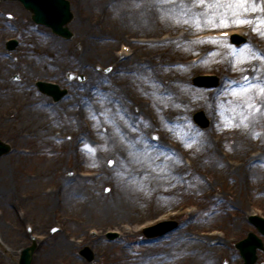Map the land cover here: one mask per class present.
I'll list each match as a JSON object with an SVG mask.
<instances>
[{"label": "rangeland", "instance_id": "1", "mask_svg": "<svg viewBox=\"0 0 264 264\" xmlns=\"http://www.w3.org/2000/svg\"><path fill=\"white\" fill-rule=\"evenodd\" d=\"M69 2L73 35L65 39L35 24L20 2L0 0V51L8 65L1 79L7 80L14 93L0 102V139L12 147L0 157V198L14 204L0 222L4 264H17L20 250L31 243L33 235L40 238L31 264H186L192 256L205 255L210 256L205 264H241L234 244L249 231L259 234L247 219L250 214L264 216V94L259 87H249L264 86V59L258 58L264 57V0L244 4L236 0ZM226 2L238 8L221 11ZM234 27H240L246 37L239 46L228 39L199 37ZM10 37L19 40L14 50L5 48ZM122 45L131 52L119 53ZM106 66L111 67L107 73L100 69ZM182 70L188 71L186 80L179 78ZM68 71L87 78L69 81ZM205 73L217 75L219 84L211 88L194 85L192 78ZM36 80L66 86L68 98L53 102L37 91ZM98 87L116 96L109 120L115 119L118 132L143 152L135 162L155 164L151 175L157 167L167 166V161L182 173L185 182L173 191L167 186L172 194L144 199L134 195L125 204H113L119 193L117 177L123 173L118 156L122 144L116 140L114 150H103L112 127L103 125L97 108L93 113L98 130L89 138L83 120L93 125L92 121L66 112L79 94H95ZM17 88L25 90L21 96L28 101L38 102L39 116L21 119L25 123H19L11 105L17 102ZM221 105L228 109L222 111ZM54 108L52 117L48 112ZM198 110L210 119L206 128L193 122ZM242 115L248 117L247 128ZM41 126L50 132H40ZM31 128L39 130V135L21 140L27 133L21 136L18 130ZM86 144L90 147L85 148ZM89 152L94 161L86 160ZM58 184L62 191L52 205L57 209L50 213L51 203L46 205L48 198L43 196ZM171 218L179 224L174 231L153 239L141 233L142 225ZM6 222L10 227H4ZM53 226L57 231L51 233ZM108 230L119 233L109 238ZM181 239L182 248H189L186 255L174 252ZM58 242L70 247L57 252ZM84 246L92 249L91 261L79 254ZM262 261L264 252L258 250L256 264Z\"/></svg>", "mask_w": 264, "mask_h": 264}, {"label": "bare ground", "instance_id": "2", "mask_svg": "<svg viewBox=\"0 0 264 264\" xmlns=\"http://www.w3.org/2000/svg\"><path fill=\"white\" fill-rule=\"evenodd\" d=\"M234 3V2H233ZM233 3H229L227 4V2L224 4V8H221V11H228V10H233L234 8H238V6L236 4ZM218 10V9H217ZM238 10V9H237ZM209 11H216V10H209ZM220 11V10H219ZM234 15L237 13H233ZM223 31H225L224 29H222ZM221 30V31H222ZM231 32H233L231 30ZM230 32V33H231ZM210 40H215V41H224L226 40V38H217V39H206V41H210ZM204 41V42H206ZM36 48H34L35 50ZM131 48L129 49V51L127 52H122V54L127 55L128 53H130ZM43 52V51H42ZM214 53L216 54H220L218 52V50H216ZM224 53V51H223ZM260 56L258 57L259 59H262ZM45 60V59H44ZM27 64V61H26ZM29 64H33L32 61L29 62ZM41 65H44L42 62L40 63ZM36 65V64H35ZM34 65V66H35ZM8 65H6V62L3 60V55L0 51V81H6L5 84L4 83H0V102L5 100L7 101L10 96V98L14 95V93L12 94L10 91V88L8 86L9 83H7L6 79H1V73L3 74V70H5L7 68ZM181 68V67H180ZM24 69V67H23ZM30 69L26 67V70L24 71V73L28 74V71ZM188 71L186 70H182L179 73V78L180 79H187V73ZM183 73V74H181ZM188 86L186 85L185 88H187ZM29 87H25V89L28 90ZM17 91H19L20 93H18V95L14 96L17 97V102L11 104L13 107V112L19 117V123H25V121L20 122L21 119H27L33 115L35 116H39V112H38V102H35L34 100L30 99V101H28V99L25 97V95L21 96L22 94H24L25 90L21 89L19 90V88L16 89ZM184 89L180 90L183 91ZM106 93V90L102 87H98L97 91L95 92V94H90L88 93V95H78V98H75V100H73V102H71L74 107L71 108V110L66 111V109L64 111L67 112L68 115H73V116H77L80 115L82 117L87 116L88 119H90L92 121L91 125L87 120L85 121V119L83 120V123L86 125V131L84 130L85 135L87 136V138H89L94 132H96L98 129L95 128V124H96V115L93 113V111L96 109L98 111H101V113L103 114V125L106 124H110L111 125V130L109 128L110 133L107 135V139L104 138L106 141V144L104 145L103 150H114L113 148L115 147V143L116 140H118L119 143H121L122 145L120 146V153L118 152L119 149H116V152H118V156L121 165V169L123 171L122 175H119L117 177V186H118V192L117 193V197H116V201L113 203L114 205L116 204H125L129 198H132L134 195L141 197L142 199H144L145 197H153V196H158V195H166V194H172L173 190H175V188H177V186L181 185V183L185 182V178L181 177L182 173H179L178 171L175 172L171 166L170 161L168 162V165H162V167H157L155 170L156 173L154 174H149L150 170L154 171V168L152 167V164L150 165L149 163H145L144 161H140L139 160V164L135 162V157H139L140 155H142L143 152L139 151V146L138 144L136 145L135 143H128L129 141V137L128 140L125 137L124 134L119 133L118 131H120L119 129H117V127H115V119L114 120H109V108H111V106L113 105L114 101H116V96L113 98V95H109L108 93ZM192 94V93H191ZM71 97V96H69ZM77 97V96H76ZM68 98V97H66ZM248 99V101H253L252 98L250 97H246ZM70 99V98H69ZM228 101L227 99H224L223 102ZM250 103V102H248ZM92 104L94 105L93 108ZM221 109L222 111L227 110L228 108L224 105H221ZM33 112L34 114H29V112ZM56 111V109H50L48 112V115L50 116H54L53 113ZM245 111H247V113H249V111H251L250 108H245ZM65 113V112H63ZM77 114V115H76ZM42 115V112H41ZM52 116V117H53ZM250 116V114L248 115ZM111 119H113V116L111 117ZM82 124V123H81ZM24 125V124H23ZM183 125V124H182ZM21 127V125H20ZM182 127V126H181ZM183 128V127H182ZM33 131H30L29 129L27 130V132H24V130H18V133L23 136L24 134L27 133V136L24 138H21V140L23 141H28V139H30L33 136H37L39 135V130L40 132L46 133L47 131L50 132V129H46V130H42V126L39 130L37 129H32ZM40 140H43V138H39ZM39 140V144L42 145H46L47 143L40 141ZM115 141V142H114ZM173 155V153H172ZM86 160L87 161H94V155L92 152L86 153L85 155ZM144 162V163H143ZM147 164V165H145ZM147 166V167H146ZM162 170V171H159ZM148 172V173H147ZM251 175V174H250ZM249 175V176H250ZM64 184L62 183V187ZM67 185H68V181H67ZM167 186H171L173 187V189H171L172 191H169V189L167 188ZM62 187L57 186V188H53L49 194L44 195V198H48L47 199V204L51 203V207H47L50 211V213L54 210L57 209V207H52L53 203L59 201L58 197L59 194L62 191ZM77 191H80V188H76ZM71 191V190H70ZM47 192V191H46ZM55 192V193H53ZM63 193V192H62ZM69 193V191H68ZM72 193H75V189L72 191ZM1 194V192H0ZM69 195V194H68ZM57 199V200H56ZM28 203V202H27ZM0 204L2 209L0 210V222L2 220V216H4V212L7 213L8 211V207H11V209H14V204L10 201V200H6L5 198H0ZM109 205V204H107ZM119 206V205H116ZM45 208V207H44ZM40 209L43 210L42 207H40ZM23 220H25V218H22ZM7 224V225H6ZM6 224H4L5 228L10 227L9 224L6 222ZM1 227V225H0ZM186 239V238H185ZM178 240L175 245H174V252L176 254H180V255H184L185 252L189 253V248H182L183 244L182 241ZM0 241H3L2 238H0ZM70 246L68 245V243L65 244H60L59 242L57 243V245L55 246V250L57 252H61L62 250L64 251V248L67 249ZM186 255V254H185ZM210 256L209 255H205L203 256V258H193V256L191 257V259L186 262V264H205L208 262ZM0 264H4V259L2 256H0Z\"/></svg>", "mask_w": 264, "mask_h": 264}, {"label": "water", "instance_id": "3", "mask_svg": "<svg viewBox=\"0 0 264 264\" xmlns=\"http://www.w3.org/2000/svg\"><path fill=\"white\" fill-rule=\"evenodd\" d=\"M23 5L32 12V19L35 22L44 23L52 28V30L64 37H70L72 33L65 26L72 15L69 8V2L67 0H20ZM243 40L241 36L235 35L232 37V42L240 43ZM197 85L214 86L217 84V78L215 76H197L193 79ZM56 88V87H54ZM48 88V91L57 93L56 89ZM59 96H56L58 98ZM194 120L202 127L207 126L208 122L203 111H198L194 114ZM8 147L0 143V154L6 152ZM261 232L264 234V221L261 218H252ZM176 226L175 222L160 223L155 227L149 228L146 231L147 236H154L171 230ZM244 258L243 264H254L257 259L256 250L261 248L264 250L262 241L254 234L250 233L248 238L239 242L236 245ZM36 247L34 242L31 246L25 248L21 254L19 264H30L32 253ZM86 255L88 260H91L93 255L86 248L82 252Z\"/></svg>", "mask_w": 264, "mask_h": 264}, {"label": "snow or ice", "instance_id": "4", "mask_svg": "<svg viewBox=\"0 0 264 264\" xmlns=\"http://www.w3.org/2000/svg\"><path fill=\"white\" fill-rule=\"evenodd\" d=\"M200 2L203 3L204 0H200ZM236 3H238V4H244V3H247V0H236ZM136 6L139 7L140 5H136ZM209 7H213V5L209 4ZM208 19L211 21L212 17L209 16ZM177 22H179V21H177ZM187 22H188V21L186 20L185 23H187ZM192 22H193V23H196V26H197V27H200V24H199V21H198V20H193ZM239 22L244 23L245 21L240 20ZM261 58L264 59V57H261ZM249 87H250V88L259 87V91H260L262 94H264V86L250 85ZM245 91H247V90H245ZM248 107L251 108L252 105L249 104ZM241 122L243 123V125H244L245 128L248 127V117H247V116H243V115H242V116H241ZM229 126L239 127L240 125H225V127H229ZM253 134L255 135L256 133H253ZM84 147H85V148H89L90 145H87V144H86V145H84ZM188 147H191V145H188ZM92 151H95V149H93ZM109 163H115V161H109ZM118 174H120V173H118Z\"/></svg>", "mask_w": 264, "mask_h": 264}]
</instances>
